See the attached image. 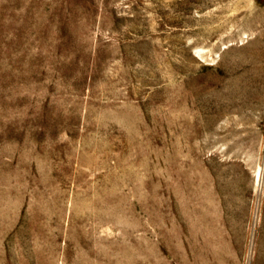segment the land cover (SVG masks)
<instances>
[{
  "label": "rangeland",
  "instance_id": "1",
  "mask_svg": "<svg viewBox=\"0 0 264 264\" xmlns=\"http://www.w3.org/2000/svg\"><path fill=\"white\" fill-rule=\"evenodd\" d=\"M0 264H264V0H0Z\"/></svg>",
  "mask_w": 264,
  "mask_h": 264
}]
</instances>
